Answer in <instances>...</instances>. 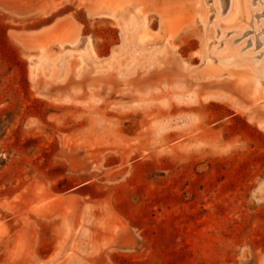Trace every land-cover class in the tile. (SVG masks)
I'll return each mask as SVG.
<instances>
[{
    "label": "rangeland",
    "instance_id": "1",
    "mask_svg": "<svg viewBox=\"0 0 264 264\" xmlns=\"http://www.w3.org/2000/svg\"><path fill=\"white\" fill-rule=\"evenodd\" d=\"M250 4L258 33L230 36L263 57ZM212 5L0 0V264H264V65L256 87L206 50ZM126 10L152 56L130 73L110 62ZM84 38L96 59L32 71Z\"/></svg>",
    "mask_w": 264,
    "mask_h": 264
},
{
    "label": "bare ground",
    "instance_id": "2",
    "mask_svg": "<svg viewBox=\"0 0 264 264\" xmlns=\"http://www.w3.org/2000/svg\"><path fill=\"white\" fill-rule=\"evenodd\" d=\"M208 1H213V4L215 5H212L208 11L210 23H212L215 28L213 29V36L206 42V50H209L212 56L219 58V61L225 65L231 66L239 63V65H244L245 67L250 68L254 74V79H252V82L254 80V84L252 85H255L256 87L261 86V76H259L258 72L261 71V66L264 65V55L261 57V51L253 52V49L256 48L257 44L256 39L253 38L252 49H249L248 51H245L244 47L241 45L238 47L234 46L235 34L239 32L242 34L250 28L251 25L254 26V31L258 33V28L261 27V22H251V0H230V6L227 13L223 10V0ZM121 14L122 19L120 21V26H122L124 41L120 47V51H115L117 53L109 58L112 64H117L118 67L121 69L123 68L124 73H130L134 71L133 69L140 65L144 59L149 57L148 55H150L146 47L143 46L144 42L150 38L148 32L150 30H148V20L145 15H131L133 13H128V11H122ZM115 16L116 15H111L110 17L116 20ZM241 16H244L245 23H242L244 25L239 23L241 25L239 27H236L237 25L235 27L234 25L232 26L237 20H240L239 17ZM213 17H215V20H212ZM217 23L221 24L220 27L222 30H219L218 27H216ZM230 34H234V36H230ZM50 52L51 50H42L38 57L30 59L33 72L38 73L48 69L51 74L59 75L60 70L64 69L68 64L66 59L67 56H70L71 58L73 56L75 58L77 57L80 61L85 63L87 59H96L90 38H84L74 44H61L58 46V51H56V53L52 54ZM150 57L152 59V56Z\"/></svg>",
    "mask_w": 264,
    "mask_h": 264
}]
</instances>
